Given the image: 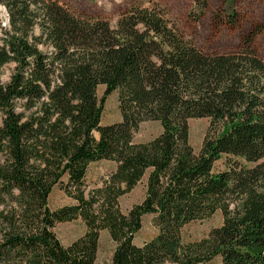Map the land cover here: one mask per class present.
<instances>
[{
    "label": "trees",
    "instance_id": "16d2710c",
    "mask_svg": "<svg viewBox=\"0 0 264 264\" xmlns=\"http://www.w3.org/2000/svg\"><path fill=\"white\" fill-rule=\"evenodd\" d=\"M0 5L9 11L0 69L16 65L0 84V264H96L102 231L116 244L110 264H264V59L254 34L238 51L207 54L158 6H133L112 26L57 0ZM113 92L122 120L102 125ZM192 119L209 120L198 152ZM150 120L161 134L135 143ZM226 157L234 161L216 171ZM101 161L117 168L88 193ZM146 176L144 200L123 213L119 199ZM59 185L76 204L53 211ZM218 212L220 226L184 240L187 225ZM146 215L158 234L139 246ZM80 218L84 235L64 246L56 226Z\"/></svg>",
    "mask_w": 264,
    "mask_h": 264
},
{
    "label": "rangeland",
    "instance_id": "374dc122",
    "mask_svg": "<svg viewBox=\"0 0 264 264\" xmlns=\"http://www.w3.org/2000/svg\"><path fill=\"white\" fill-rule=\"evenodd\" d=\"M72 12L82 17L101 18L116 25L118 18L133 6L160 7L172 28L186 41L207 54L230 53L240 50L244 41L253 35V49L264 59V0H57ZM233 16V17H232ZM234 20V23H230ZM9 28V11L0 5V45L5 38V30ZM39 35V29L35 31ZM16 65L7 64L0 69V84L9 82ZM105 87L97 91L99 98L104 96ZM122 120L119 97L113 92L106 99L102 116V125H111ZM2 114L0 113V125ZM190 143L198 152L208 132V119H192L189 121ZM162 127L159 122L145 121L134 134L135 143H146L160 135ZM234 161L226 157L216 164V171H224L226 162ZM117 164L112 161H101L91 164L86 177L87 192L104 187L105 182L115 172ZM147 176L128 194L119 199V208L127 213L135 205L142 203L146 194ZM76 202L66 194L61 185L56 186L49 198V207L55 211ZM236 204L232 207L235 208ZM223 222L221 212L212 218L193 222L183 229L186 242L199 241L206 237L211 229ZM55 234L64 246L82 237L86 226L80 218L73 222L60 223ZM158 234L154 216L146 215L142 220V229L135 236L134 243L143 245ZM116 244L107 231L100 236L99 251L96 264H110ZM170 264V263H169ZM207 264H222L221 257H216Z\"/></svg>",
    "mask_w": 264,
    "mask_h": 264
}]
</instances>
